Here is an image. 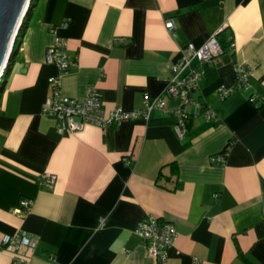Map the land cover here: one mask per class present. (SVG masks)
<instances>
[{"label":"crops","instance_id":"1","mask_svg":"<svg viewBox=\"0 0 264 264\" xmlns=\"http://www.w3.org/2000/svg\"><path fill=\"white\" fill-rule=\"evenodd\" d=\"M35 2L0 93V238L27 235L28 264H264V0ZM216 34L223 49L195 62V94L219 120L194 116L184 137L161 109L64 134L42 112L60 37L76 62L63 92L83 100L93 85L107 110H133L146 95L176 107L165 92L172 65ZM237 63L252 68L241 87ZM46 174L58 179L49 186ZM24 199L34 204L21 216ZM150 214L177 225L164 263L135 231ZM12 257L0 248V264Z\"/></svg>","mask_w":264,"mask_h":264},{"label":"built area","instance_id":"2","mask_svg":"<svg viewBox=\"0 0 264 264\" xmlns=\"http://www.w3.org/2000/svg\"><path fill=\"white\" fill-rule=\"evenodd\" d=\"M175 25L176 22L172 18L167 20L166 27L170 32L174 33ZM217 36L218 34L212 36L202 47L189 43L187 54L172 65L173 75L168 81L165 92L171 98L179 101L176 107H169L163 97L152 98L146 95L144 108L133 110H125L122 107L107 110L103 105V98L98 93V88L93 85L89 86L83 100L67 96L62 87L63 73L76 65V62H73L68 55V40L60 37L48 48L46 55L48 63L58 66L59 74L50 79L53 92L46 98L42 112L55 117L58 131L64 134L81 130L89 123L108 128L116 124L121 125L125 120H147L153 110L161 109L165 114L173 113L176 116L178 122L175 126V132L180 137H184L194 116L201 114L210 121L219 120L213 109L200 101V98L195 94L202 74L195 62L198 61L199 64L211 63L219 56L223 47ZM232 45H234L233 42ZM235 71L236 80H238L237 87L246 85L247 76L252 72V68L245 63H237V65L235 64ZM232 91L233 87H221L219 89V92L225 98ZM45 177L49 186L58 179L57 175L54 174H46ZM21 202L22 204L16 210V214L25 216L34 201L24 199ZM138 222L135 231L140 235L138 237L141 239L148 257L164 263L167 260L169 249L179 236L176 223L171 220H162L153 214L143 217ZM25 236L27 235L16 233L14 235L5 234L0 238V248H8L13 254L12 261L9 264H28L24 250L31 248L32 240Z\"/></svg>","mask_w":264,"mask_h":264},{"label":"water","instance_id":"3","mask_svg":"<svg viewBox=\"0 0 264 264\" xmlns=\"http://www.w3.org/2000/svg\"><path fill=\"white\" fill-rule=\"evenodd\" d=\"M35 1L0 0V93L3 92L6 76L11 69V59L17 54L19 32L23 23L26 24Z\"/></svg>","mask_w":264,"mask_h":264},{"label":"trees","instance_id":"4","mask_svg":"<svg viewBox=\"0 0 264 264\" xmlns=\"http://www.w3.org/2000/svg\"><path fill=\"white\" fill-rule=\"evenodd\" d=\"M26 24L25 23H23V28H22V30L19 32V36H18V39H19V37H21L22 36V34H23V32H24V30H26V27L27 26H25ZM19 42H20V40H19ZM11 61H12V59H11ZM11 64V63H10ZM12 65V64H11Z\"/></svg>","mask_w":264,"mask_h":264},{"label":"rangeland","instance_id":"5","mask_svg":"<svg viewBox=\"0 0 264 264\" xmlns=\"http://www.w3.org/2000/svg\"><path fill=\"white\" fill-rule=\"evenodd\" d=\"M5 79H6V78H5ZM5 79H4V80H5Z\"/></svg>","mask_w":264,"mask_h":264}]
</instances>
